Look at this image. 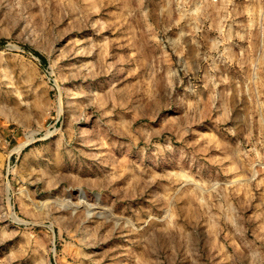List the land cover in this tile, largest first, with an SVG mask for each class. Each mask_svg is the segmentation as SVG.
<instances>
[{
  "label": "rangeland",
  "instance_id": "1",
  "mask_svg": "<svg viewBox=\"0 0 264 264\" xmlns=\"http://www.w3.org/2000/svg\"><path fill=\"white\" fill-rule=\"evenodd\" d=\"M0 264H264V0H0Z\"/></svg>",
  "mask_w": 264,
  "mask_h": 264
}]
</instances>
